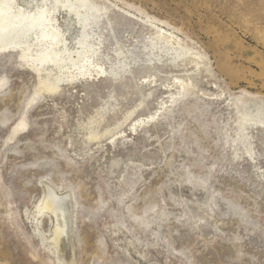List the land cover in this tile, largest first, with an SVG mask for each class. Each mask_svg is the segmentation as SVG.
<instances>
[{
    "label": "rangeland",
    "instance_id": "rangeland-1",
    "mask_svg": "<svg viewBox=\"0 0 264 264\" xmlns=\"http://www.w3.org/2000/svg\"><path fill=\"white\" fill-rule=\"evenodd\" d=\"M112 2L185 54L137 66L117 14L91 38L107 72L48 90L30 38L0 48V264H264V0Z\"/></svg>",
    "mask_w": 264,
    "mask_h": 264
},
{
    "label": "bare ground",
    "instance_id": "bare-ground-1",
    "mask_svg": "<svg viewBox=\"0 0 264 264\" xmlns=\"http://www.w3.org/2000/svg\"><path fill=\"white\" fill-rule=\"evenodd\" d=\"M112 1L22 0L21 4L19 0H0V42H9L0 45V48L19 49L22 47L20 39L30 38L37 50L35 59L32 55L29 58L34 60L40 84L45 85L48 90H57L60 82L75 81L94 74L99 76L107 72L95 59V53L100 47H96L91 38L99 33V29L103 32L107 26L116 30L117 14L135 22L145 38V33L148 35L146 40L149 45L144 46L142 52L146 59L138 63L137 60L144 57L128 62L129 59L126 58L125 65L131 66L134 62L138 63L137 66L158 70L165 55H174L171 59L175 62L185 54L186 49L175 32L159 26L163 21L149 15L136 18L130 11L117 9ZM63 26H66L67 33ZM70 29L76 30V36L67 42ZM98 44L102 45V42L99 40ZM26 48L28 51L34 49L29 44ZM21 50L24 51L25 48L22 47ZM195 55L199 59L196 63L199 66L204 55L200 52H195ZM22 56L25 58L28 54L23 52ZM42 202L38 206L39 212H50L56 218L53 237L48 238L54 248L66 232V222L54 197L49 196Z\"/></svg>",
    "mask_w": 264,
    "mask_h": 264
}]
</instances>
